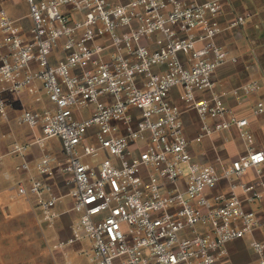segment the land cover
Returning <instances> with one entry per match:
<instances>
[{
	"label": "built area",
	"instance_id": "1",
	"mask_svg": "<svg viewBox=\"0 0 264 264\" xmlns=\"http://www.w3.org/2000/svg\"><path fill=\"white\" fill-rule=\"evenodd\" d=\"M224 1L26 0L29 30L0 9V117L8 119L7 94L43 91L53 107L25 110L18 122L41 129V147L59 138L63 171L72 176L80 218L54 249L66 252L88 238L89 264H222L227 244L259 226L246 202L264 197V179L244 177L252 169L262 174L264 148L254 146L248 119L236 116L213 81L220 65L237 61L216 41ZM177 87L201 120L196 142L235 126L247 152L222 171L196 162L183 112L171 100ZM258 88L252 82L244 90ZM254 112L263 113L264 104ZM27 150L13 147L21 156ZM101 155L98 164L87 161ZM54 159L44 154L39 160L40 176L53 174ZM222 180L231 194L208 196ZM18 191L41 198L40 222L56 220L59 198L50 184L36 178ZM253 248L251 264H264V243Z\"/></svg>",
	"mask_w": 264,
	"mask_h": 264
},
{
	"label": "crops",
	"instance_id": "2",
	"mask_svg": "<svg viewBox=\"0 0 264 264\" xmlns=\"http://www.w3.org/2000/svg\"><path fill=\"white\" fill-rule=\"evenodd\" d=\"M119 1L127 3L131 0ZM81 4H84L83 1ZM1 8L10 17L17 19L25 29L31 28L33 23L26 0H0ZM241 15L247 16L245 23L231 27L232 21ZM218 19L223 31L216 41L229 53V57H235L237 61L229 59L216 69L213 74L215 92L224 95L226 104L238 118L248 119L249 125L245 130L254 135V146L262 149L264 112L255 114L254 111L259 102L264 104V0H226ZM252 82H257L259 88L254 92L245 91V86ZM181 92L182 88H175L171 100L183 112L185 133L196 162L214 165L222 171L234 159L247 152L248 143L241 130L235 126L206 137L201 143L196 142L201 120L194 110L188 109L180 100ZM197 95L210 97L209 93ZM6 97L8 119L0 117V252L5 264H89L87 253L91 252L92 243L88 238L77 241L66 252L53 248L59 240L71 235L72 228L80 218V214L74 210V200L70 195L69 182L72 176L63 171L66 159L61 140L49 138L41 147L36 143L42 135L41 129L30 128L17 119L25 110H41L53 107V104L43 91L38 95L23 93L7 94ZM15 144L28 146L24 156L13 152ZM44 154L55 158L52 162V175L40 176L38 172L37 163ZM24 162L28 163L29 170L18 171L17 166ZM36 178L50 184L59 198L55 207L58 217L52 224L39 220V196L19 195V187L29 186ZM244 179L258 183L264 179V166L261 175L252 169ZM218 193L231 194L226 180L207 191L210 197ZM238 194L245 199L242 192ZM246 207L257 213L260 224L252 233L227 244L228 254L222 264H251L257 261L253 246L256 242L264 243V197L260 201L246 202Z\"/></svg>",
	"mask_w": 264,
	"mask_h": 264
},
{
	"label": "rangeland",
	"instance_id": "3",
	"mask_svg": "<svg viewBox=\"0 0 264 264\" xmlns=\"http://www.w3.org/2000/svg\"><path fill=\"white\" fill-rule=\"evenodd\" d=\"M102 160H103V155H101L99 158H97V160L95 158L89 157L87 161L94 163L95 161L101 162ZM73 262H74V258H73ZM0 264H5V260L2 257L1 252H0Z\"/></svg>",
	"mask_w": 264,
	"mask_h": 264
}]
</instances>
